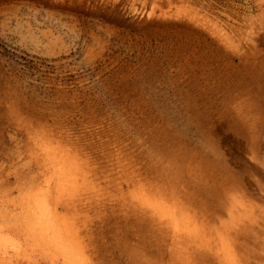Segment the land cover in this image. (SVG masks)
I'll return each instance as SVG.
<instances>
[{
    "label": "rangeland",
    "instance_id": "374dc122",
    "mask_svg": "<svg viewBox=\"0 0 264 264\" xmlns=\"http://www.w3.org/2000/svg\"><path fill=\"white\" fill-rule=\"evenodd\" d=\"M0 264H264V0H0Z\"/></svg>",
    "mask_w": 264,
    "mask_h": 264
},
{
    "label": "bare ground",
    "instance_id": "6f19581e",
    "mask_svg": "<svg viewBox=\"0 0 264 264\" xmlns=\"http://www.w3.org/2000/svg\"><path fill=\"white\" fill-rule=\"evenodd\" d=\"M41 140V139H40ZM42 141V140H41ZM43 143V142H42ZM61 159V158H60ZM61 163V162H60Z\"/></svg>",
    "mask_w": 264,
    "mask_h": 264
}]
</instances>
